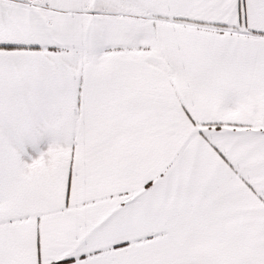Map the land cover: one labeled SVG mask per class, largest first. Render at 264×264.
I'll return each instance as SVG.
<instances>
[{
	"label": "snow or ice",
	"instance_id": "1",
	"mask_svg": "<svg viewBox=\"0 0 264 264\" xmlns=\"http://www.w3.org/2000/svg\"><path fill=\"white\" fill-rule=\"evenodd\" d=\"M0 264H264V0H0Z\"/></svg>",
	"mask_w": 264,
	"mask_h": 264
}]
</instances>
